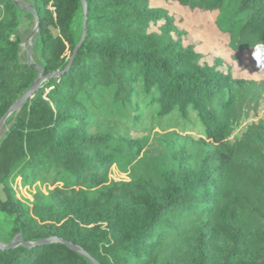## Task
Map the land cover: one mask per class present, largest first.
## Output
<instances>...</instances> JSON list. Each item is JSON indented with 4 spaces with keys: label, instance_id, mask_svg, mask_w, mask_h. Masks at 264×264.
Segmentation results:
<instances>
[{
    "label": "trees",
    "instance_id": "trees-1",
    "mask_svg": "<svg viewBox=\"0 0 264 264\" xmlns=\"http://www.w3.org/2000/svg\"><path fill=\"white\" fill-rule=\"evenodd\" d=\"M19 1L39 17L37 59H20L23 13L0 0V118L40 75L35 65L47 78L7 118L0 139V243L16 234L31 243L58 237L100 264H264V120L229 140L258 109L264 76H234L219 55L204 61L173 11L151 0H85L86 34L75 53L80 0ZM170 1L214 13L236 60L259 44L264 73V0ZM99 93L135 110L142 95L160 117L185 119L190 110L202 144L174 141L150 157L148 137L89 132ZM112 166L129 180H110ZM16 178L47 192L26 203ZM0 264L91 263L54 241L0 246Z\"/></svg>",
    "mask_w": 264,
    "mask_h": 264
},
{
    "label": "rangeland",
    "instance_id": "rangeland-1",
    "mask_svg": "<svg viewBox=\"0 0 264 264\" xmlns=\"http://www.w3.org/2000/svg\"><path fill=\"white\" fill-rule=\"evenodd\" d=\"M151 3L157 6H165L173 11L176 24L186 31L187 41L195 44L196 49L203 55L204 61L211 63L214 57L219 55L232 64L234 76L244 78H262L264 76V73L260 71L259 63L255 59V50L242 54L237 60L232 57L231 49L228 46V38L219 32L214 24V13L189 12L185 11V9L181 11L170 0H151ZM23 4L29 5L27 3ZM80 19H77V23L81 22ZM35 27V17L29 13L22 14L17 30L18 34L23 38L19 54L22 61L29 60L33 62L37 59L36 51L34 50L35 45L31 49L25 47L28 41H30L29 44L33 41ZM139 97V108L135 110L133 105L121 106L119 103L112 102L106 95L99 93L96 102L90 106L88 131L112 133L128 138L148 137V143L144 151L150 157L163 156L168 149L166 147H170L174 141L182 147H184L185 143L194 147H199L202 144L200 141V139L204 138L202 127L192 111L189 110V115L185 119H182L180 114L175 112L168 116L160 117L155 114L153 108L145 106L142 95H139ZM262 120H264V96L258 109L249 112L247 118L234 126L229 140L238 139L247 126ZM3 131H6L5 127L1 130V132ZM149 166L150 163H144L143 169L147 170ZM109 178L114 181L129 180L128 171L124 172L116 166H112L109 171ZM13 186L17 197L26 203H30L33 200V195L37 191L46 193L48 189V186L39 182L31 186H24L18 178L13 181Z\"/></svg>",
    "mask_w": 264,
    "mask_h": 264
},
{
    "label": "water",
    "instance_id": "water-1",
    "mask_svg": "<svg viewBox=\"0 0 264 264\" xmlns=\"http://www.w3.org/2000/svg\"><path fill=\"white\" fill-rule=\"evenodd\" d=\"M13 2L22 11L23 14L30 13L31 15H33L35 17V19H36V27H35V35H34V38H33L32 45L33 46L36 45V43L38 41V38H39V33H40L39 17L36 15L34 10L29 5H25V4L21 3L19 0H13ZM80 2H81V5H82V8H83L84 17H83V22H82V33H81L80 41L76 45V47L74 49V53L78 50V48L82 44V41L84 40L85 34H86V2H85V0H80ZM26 62L27 63H31L29 60H27ZM35 66H36V68L40 69V75L38 76V78L25 90V92L21 95V97L19 99H17L11 105V107L8 109V111L0 118V133H1L0 135H1V137H2V135L5 132V131L1 132V130L4 128V125H5V122H6L7 118L14 111H18L21 108V106L23 105V103L28 99V97L47 78L46 76L43 75L42 68H40L38 65H35ZM55 75H57V74H55ZM54 241H60V242L66 243L71 249H73V250L81 253L82 255H84L91 264H100L96 259H94L92 256H90L82 248H80V247H78L76 245H73L70 242L64 241L62 238H58V237H49V238L42 239V240L38 241L37 243H31V242L23 241L21 234H16L12 238L11 242L8 245H2L0 243V246H5L7 248H10V247H14L15 245H17L19 243L25 244L27 246H33V245L47 244V243H51V242H54Z\"/></svg>",
    "mask_w": 264,
    "mask_h": 264
},
{
    "label": "clouds",
    "instance_id": "clouds-1",
    "mask_svg": "<svg viewBox=\"0 0 264 264\" xmlns=\"http://www.w3.org/2000/svg\"><path fill=\"white\" fill-rule=\"evenodd\" d=\"M255 59L257 60V62L259 63L262 59V56H261V46L258 44L256 46V50H255Z\"/></svg>",
    "mask_w": 264,
    "mask_h": 264
},
{
    "label": "bare ground",
    "instance_id": "bare-ground-1",
    "mask_svg": "<svg viewBox=\"0 0 264 264\" xmlns=\"http://www.w3.org/2000/svg\"><path fill=\"white\" fill-rule=\"evenodd\" d=\"M29 42L30 41H28L26 44H25V47H27L28 49H31L32 47H33V45H32V42H31V44H29Z\"/></svg>",
    "mask_w": 264,
    "mask_h": 264
}]
</instances>
